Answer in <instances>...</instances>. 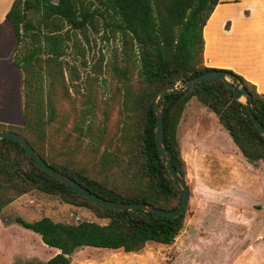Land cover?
I'll use <instances>...</instances> for the list:
<instances>
[{
  "label": "trees",
  "instance_id": "obj_1",
  "mask_svg": "<svg viewBox=\"0 0 264 264\" xmlns=\"http://www.w3.org/2000/svg\"><path fill=\"white\" fill-rule=\"evenodd\" d=\"M218 3L219 0H13L5 17L15 37L11 62L22 81V126L0 124V132H15L36 150L34 141L24 134L32 135L35 142L42 141L54 119L48 96L39 92L38 87L43 80L63 78L60 59L65 55L66 41L84 35L88 29L103 27L112 35H120L122 43V63H117L116 71L123 123L114 142L103 148V178L39 155L51 168L102 199L148 204L166 211L175 209L181 201V190L156 147L153 100L168 83L184 82L218 70L206 67L203 61V28ZM54 64L58 66L55 73ZM221 71L231 76L234 86L245 89L250 99L239 102L221 80L205 81L187 92L166 96L163 147L183 180L186 169L177 130L193 98L217 117L249 164L264 162V135L254 127L246 111L250 101L251 112L264 128V95L234 72ZM83 128L88 136L94 133L85 123L80 125ZM112 146L114 151H109ZM112 169L119 175L109 179L107 174ZM34 190L58 195L63 203L88 208L98 219L108 220L105 225L88 221L70 225L48 217L33 222L17 217L16 224L39 235L47 247L60 251L47 263L36 264H70L69 257L84 247L138 253L150 243L170 246L185 225L186 211L168 218L144 209L111 210L98 206L44 173L19 144L0 139V211L9 201L2 200L6 194L22 196Z\"/></svg>",
  "mask_w": 264,
  "mask_h": 264
},
{
  "label": "rangeland",
  "instance_id": "obj_2",
  "mask_svg": "<svg viewBox=\"0 0 264 264\" xmlns=\"http://www.w3.org/2000/svg\"><path fill=\"white\" fill-rule=\"evenodd\" d=\"M121 46L120 35H112L103 27L88 29L84 35L78 34L66 41L65 55L60 59L63 78L42 79L38 87L39 92L48 96L54 109V119L46 128L45 139L35 142L32 135L23 133L34 141L37 154L53 163L103 178L100 164L103 148L114 142L123 124L116 71L117 63H122ZM12 49V33L2 21L0 123L21 127V80L11 64ZM57 68L54 64L53 73ZM187 111L178 127L177 140L190 197L184 228L174 243L170 246L150 243L138 253L81 248L69 257L70 262L264 264V162L253 166L231 149L220 148L215 142L216 136L221 137L217 132L218 122L213 121V117L208 118L206 109L196 99H192ZM83 123L94 129L92 135L88 136L85 128L80 129ZM100 140V144L93 146ZM113 149L112 146L109 151ZM118 175V171L112 169L107 177L113 179ZM8 198L10 202L0 211V264L42 263L49 255L37 234L15 223L17 217L26 222L48 217L70 225L85 221L99 225L108 223V220L98 219L88 208L63 203L58 195L34 190L22 196L10 192L2 200Z\"/></svg>",
  "mask_w": 264,
  "mask_h": 264
},
{
  "label": "crops",
  "instance_id": "obj_3",
  "mask_svg": "<svg viewBox=\"0 0 264 264\" xmlns=\"http://www.w3.org/2000/svg\"><path fill=\"white\" fill-rule=\"evenodd\" d=\"M12 2L13 0H0V24L2 21L7 23L12 33L14 49V33L5 17ZM203 39V61L206 67L218 70H230L255 86L259 94L264 95V0H219V3L214 8L203 28ZM191 103L192 99L187 104L180 123L185 119L188 106ZM203 108L206 109L205 107ZM206 111L208 118L213 117V121L217 120L218 122L217 117L213 113L207 109ZM195 126L198 127L197 123ZM218 127L220 128L217 129V132L221 133V137H215L216 144L222 149H231L232 152H235L234 154H238L244 158L234 143L230 142L229 135L227 136L228 133L219 122ZM44 246L47 247L46 245ZM47 249L49 250V255L46 261L42 263L48 262L60 252L55 248L47 247ZM70 264H73V261Z\"/></svg>",
  "mask_w": 264,
  "mask_h": 264
},
{
  "label": "water",
  "instance_id": "obj_4",
  "mask_svg": "<svg viewBox=\"0 0 264 264\" xmlns=\"http://www.w3.org/2000/svg\"><path fill=\"white\" fill-rule=\"evenodd\" d=\"M230 77L231 76L228 75L225 71L215 70V71H211V72L198 75L184 82L168 83L159 89V91L157 92L153 100V107L156 110V115H155L156 117V127H155L156 147L160 154V158H161L163 165L166 167L167 171L169 172L176 186L179 187L181 190L180 204L173 210H169V211L160 210L148 204L117 203V202H112V201L102 199L98 197L97 195L91 193L87 189L83 188L73 179L51 168L40 157V155L36 153V151L30 146V144L27 142V140L23 136L15 132L5 130V131L0 132V139H8V140H11L19 144L27 152V154L35 162V164L44 173L48 174L54 179L72 188L80 196H82L83 198L87 199L88 201L98 206L111 209V210H143L144 209L145 211L152 212L158 216L168 217V218L175 217L186 211L189 197H190V190L188 186L186 185L185 180L180 178L178 173L175 171V168L173 167L171 163V159L168 158L167 151L163 147V134H164L163 114H164V106L166 103V96L168 94H178V93L187 92L194 86L198 85L199 83L205 82V81L221 80L225 84L226 88L229 89L233 93V96L236 100H238L241 103H245L246 101L245 98L250 99V95L245 89L241 88L240 86H234L232 82H229L228 78ZM241 99H244V102H242ZM156 104L160 105L159 109H156ZM246 111L254 127L258 130V132L261 135H264V128L256 120L253 113L251 112L250 101L246 104Z\"/></svg>",
  "mask_w": 264,
  "mask_h": 264
}]
</instances>
